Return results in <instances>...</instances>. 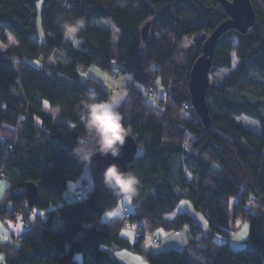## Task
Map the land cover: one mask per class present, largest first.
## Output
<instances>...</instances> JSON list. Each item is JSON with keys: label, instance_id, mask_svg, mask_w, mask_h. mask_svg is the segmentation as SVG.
Wrapping results in <instances>:
<instances>
[{"label": "trees", "instance_id": "trees-1", "mask_svg": "<svg viewBox=\"0 0 264 264\" xmlns=\"http://www.w3.org/2000/svg\"><path fill=\"white\" fill-rule=\"evenodd\" d=\"M36 1L0 0V168L9 181L0 218L27 225L18 246L0 242V264H78L77 252L82 264H124L122 249L143 253L149 264H264V0H250L255 20L245 33L229 29L217 41L209 73L229 72L220 82L209 79L208 129L190 104L188 78L203 40L226 17L217 0H42L40 12ZM76 18L85 27L73 47L62 25ZM102 18L119 30L115 45L92 23ZM189 35L192 43L182 49ZM92 64L113 78L129 76L120 111L137 144L126 170L139 180L133 209L109 222L101 215L116 205L115 190L91 162L83 197L76 198L79 187L64 197L86 165L72 152L85 135L81 101L90 91L98 100L111 93L95 77H81ZM148 84L162 90L159 104L144 96L141 85ZM43 99L59 107L56 117ZM242 113L258 119L260 132L235 120ZM29 181L37 185L31 206ZM240 218L249 224L243 247L213 239L215 232L232 235ZM126 224L136 229L133 242L121 234ZM183 225L191 253L143 248L147 234Z\"/></svg>", "mask_w": 264, "mask_h": 264}, {"label": "rangeland", "instance_id": "rangeland-1", "mask_svg": "<svg viewBox=\"0 0 264 264\" xmlns=\"http://www.w3.org/2000/svg\"><path fill=\"white\" fill-rule=\"evenodd\" d=\"M36 4L38 7V11L40 12L42 0H37ZM39 12H38V18H37V26H38V29L41 30L40 13ZM92 23L94 26H96L98 28L106 29L111 33L112 45H115L117 43V40L119 37V30L110 18H102L99 20H94ZM192 40H193V35H189V36L185 37L182 44H181V48L182 49L188 48L191 45ZM5 47H6V45L2 44V48H5ZM236 64H237V60L234 56H232L231 66L235 67ZM228 72H229V68H223L215 74L209 73V79L210 80L212 79L215 82H220L221 78L223 76H225ZM88 76L95 77L106 88L111 89V93L109 95V98L112 96H117V97H120L122 99L126 93L125 82L129 79L128 75L121 74L118 77L113 78V77H111L110 73L108 72V70L106 68L92 64L81 72V77L85 78ZM141 88L143 89L144 96H145L146 95L145 94L146 93V86L143 87V85H141ZM161 91L162 90L159 88V91L158 92L155 91L152 96L148 97V100L154 104H159L158 97H159V94L160 95L162 94ZM146 97H147V95H146ZM43 105H44V110L46 112L50 113L53 117H56L59 114V107L58 106H51L50 102L47 99H43ZM234 118L236 121L240 122L241 124H243L246 127L251 128L252 130H254L256 132H260V130H261L258 119L254 118L252 116H249L247 114L242 113V114L235 115ZM91 169H92V167H91L90 162L86 163L80 177L75 181L71 180L68 182L67 189L64 192L65 199H67V200L72 199L75 195V190L77 189V187L86 186L85 184H87V183L90 187ZM85 182H87V183H85ZM8 186H9V181L7 179H3L0 182V199L3 197V194H4V192ZM115 195L117 197V203L113 208L106 210L102 213V215H101V221L102 222H109V221L113 220L114 218H116L117 216L125 214L126 212H129L133 209V203H132L131 199L130 200L126 199L122 194H120L117 191H115ZM182 204L188 210L197 214V216L200 219V222L203 226L206 225L205 219L202 217V215L198 214L197 212H195V210L192 209L189 201L183 200ZM8 205H10V203H8ZM8 221H10V222H8ZM8 221L6 223L9 224V227L5 223V221L0 218V225L5 227L7 230H9L10 228H13V226H10V225H13L14 223H17V225H20V224H18L20 222V218H18V217H17V219H9ZM248 225L249 224H248L247 219H241L240 218L236 221V230L232 233V235L228 236L227 234H225L223 232H215L213 235V239L219 243L228 241L230 246L233 249H239L245 245V240L248 237ZM19 227L20 228L22 227V229L25 230L27 228V225L23 224V226L20 225ZM135 230L136 229L133 226L126 224L122 228L121 234L125 235L130 240V242H133ZM206 230H207V228H206ZM164 233H166V231H164L163 229H158L152 234H147L143 240V248L146 250H152V251H159L163 248H166L164 241L161 240L162 238H164L163 237ZM168 233H170V235H172L170 237L171 239L176 240L177 242H180V244L182 242L186 243V241H187L186 231L183 228L178 233H174L173 230L169 231ZM15 234H16V231H15ZM151 237H156L158 239V242L152 241ZM17 243L18 242H16V244ZM183 244L180 245V248L183 249L185 252L191 253L189 247L186 245H183ZM119 256L121 257V260L124 262V264H149L143 253H136V252H133L131 250L122 249L119 252ZM75 257L78 260V264H82V253L77 252L75 254Z\"/></svg>", "mask_w": 264, "mask_h": 264}, {"label": "clouds", "instance_id": "clouds-1", "mask_svg": "<svg viewBox=\"0 0 264 264\" xmlns=\"http://www.w3.org/2000/svg\"><path fill=\"white\" fill-rule=\"evenodd\" d=\"M64 39L78 47L79 33L85 27L83 18L65 21L62 25ZM16 40L9 33V44ZM121 98L112 96L108 99L98 100L95 92H88L81 101L82 113L80 115L85 135L78 137L73 148V155L81 162L88 163L93 156L110 155L116 158L130 137V128L124 123V116L120 111ZM103 183L126 199H131L137 190L139 180L131 172L121 171L115 164L109 165L103 172Z\"/></svg>", "mask_w": 264, "mask_h": 264}, {"label": "water", "instance_id": "water-1", "mask_svg": "<svg viewBox=\"0 0 264 264\" xmlns=\"http://www.w3.org/2000/svg\"><path fill=\"white\" fill-rule=\"evenodd\" d=\"M226 13V17L221 20L206 36L202 42L201 54L193 61L188 78V90L190 94V104L203 126L208 129L211 123L209 108L206 101V91L209 85V70L212 56L219 37L229 29H236L245 33L254 23L255 11L250 0H217ZM150 21H146L141 34L144 39L147 35ZM137 153V144L130 134L116 158L110 155L93 156L91 164L96 172H104L111 164H115L121 171L127 170V163L133 160ZM37 194V185L29 181L25 185V197L29 206L33 205ZM264 223V211H263Z\"/></svg>", "mask_w": 264, "mask_h": 264}, {"label": "crops", "instance_id": "crops-1", "mask_svg": "<svg viewBox=\"0 0 264 264\" xmlns=\"http://www.w3.org/2000/svg\"><path fill=\"white\" fill-rule=\"evenodd\" d=\"M8 220L9 219H7L5 221V223ZM8 222H10V221H8ZM18 224H20L21 226H23V223H22L21 219H20V222ZM7 225L9 227V224H7ZM20 225H17V223H14L13 225H10V226H13V228H10L9 230H7L5 227H3V226L0 225V242H2V243L9 242L13 246H18V243L16 244V242H18V240H17L18 239V236L23 232L22 227L21 228L19 227ZM15 231H16V234H15ZM171 236L172 235H170V233H168V232H166V233L163 234V237L164 238H162L161 240L164 241V244L166 245V248H168V247H176V248L181 249L180 248V245L181 244L184 243L183 245H186L187 241H186V243L185 242H182L180 244V242H177L176 240L171 239L170 238Z\"/></svg>", "mask_w": 264, "mask_h": 264}, {"label": "built area", "instance_id": "built-area-1", "mask_svg": "<svg viewBox=\"0 0 264 264\" xmlns=\"http://www.w3.org/2000/svg\"><path fill=\"white\" fill-rule=\"evenodd\" d=\"M146 86V95L147 97H150L153 95L154 91H153V87L151 85H145ZM3 177H4V172H3V169L0 168V182L3 180ZM86 186H83V187H79L77 190H76V198L77 199H81L84 195V192L86 190H88L89 188V185L88 183L85 184ZM22 223H25L24 220H22ZM183 228L186 229V225H183ZM180 232V229H176L174 230V233H178ZM151 240L154 241V242H158V239L156 237H151Z\"/></svg>", "mask_w": 264, "mask_h": 264}]
</instances>
